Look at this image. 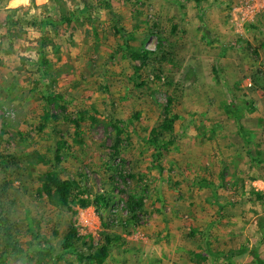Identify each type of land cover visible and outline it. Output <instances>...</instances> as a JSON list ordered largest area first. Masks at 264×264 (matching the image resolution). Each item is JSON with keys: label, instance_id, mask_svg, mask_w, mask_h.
<instances>
[{"label": "rangeland", "instance_id": "obj_1", "mask_svg": "<svg viewBox=\"0 0 264 264\" xmlns=\"http://www.w3.org/2000/svg\"><path fill=\"white\" fill-rule=\"evenodd\" d=\"M9 2L0 0V219L21 228L24 252L3 264H38L35 251L47 243L57 264H78L60 245L71 226L93 245L104 232L120 238L105 264H255L237 254L242 248L264 261V0H29L14 9ZM125 42L170 49V86L147 68L137 78L139 63L120 51ZM216 66L225 76L211 72ZM46 91L65 98L64 110L49 108L56 123H41ZM169 96L176 142L162 170L141 135L117 169L143 179L113 174V124L137 131L135 112L144 127H158ZM79 109L97 122L78 133L70 118ZM49 170L81 179L83 198L109 195L120 220L128 195L143 198L146 212L129 225L103 206L62 212L41 190Z\"/></svg>", "mask_w": 264, "mask_h": 264}, {"label": "trees", "instance_id": "obj_2", "mask_svg": "<svg viewBox=\"0 0 264 264\" xmlns=\"http://www.w3.org/2000/svg\"><path fill=\"white\" fill-rule=\"evenodd\" d=\"M85 7L83 11H86ZM72 21L71 18H65L63 20L64 23H70ZM174 31L176 28L173 29ZM131 39H134V35L130 34ZM120 51L126 56L130 61L134 63H139V66L135 67V76L139 78V72L141 68H147L154 71L153 75H155L158 80H166L169 82L170 79L166 76V72L169 68L175 67L174 54L170 49L166 46L161 45L160 43L154 49H147L146 47H141L140 49H133L128 43H124L120 47ZM249 62H253V60L248 55L247 57ZM46 61L40 65L41 68L44 67ZM217 70H220V73L225 76V72L222 68L213 67L211 72L216 73ZM41 73V77L45 76V70L39 71ZM172 80V79H171ZM237 76H232L230 80L227 79V84H236ZM165 82V81H164ZM145 83L141 82L139 86H144ZM43 99L45 101L46 110L44 112L43 117L41 118V123H56L59 121V118L53 116L49 108L51 106H58L61 109H65L64 104L65 98L63 95L46 91L43 95ZM174 102L175 99L171 96L167 98L166 105L163 107V119L158 127L146 128L143 126V118L139 113H132L131 118L135 121L138 130L133 131L129 125L126 123H114L113 124V134L111 137V156L113 162L111 163V167L113 170V174H120L122 177L121 169H117V167L121 166L122 163H125L124 156L128 152L130 148V141L133 140L134 136L145 135V144L153 149L152 161L156 166L158 171L162 170L160 166V162L163 157L169 152L170 148L174 146L176 142V137L173 134L174 124L177 119V116L174 114ZM70 122L74 125L77 132H81V125L85 122H90L91 124H95L97 122L96 117L89 115L88 110L79 109L74 118H70ZM44 127L43 124L40 125V129L42 130ZM1 141V138H0ZM244 150L247 152V155L250 153L249 143L245 141ZM250 155V154H249ZM4 157L0 154V174H2V162L4 161ZM252 160L260 162L258 157H253ZM120 164V165H119ZM136 176H139L140 179H143L142 175L136 174H127L123 176V179L128 178L130 180L135 179ZM41 190L47 196L48 199L55 202V205L62 212H71L74 213L73 207L78 206L80 208H88L89 206H95L98 211L100 207L103 206L110 215L112 219L115 220L116 224L125 225L129 224H137L138 217L146 212L144 199L141 197L128 195L124 199V204L126 208V212L128 217L126 221L120 220L118 213H114L113 204L114 201L109 195L98 194L95 196L93 201H91L88 197L83 198L82 195L88 194L86 193V187L83 185L81 179H68L63 180L59 176V174L53 170L47 171L42 179H41ZM251 196L255 201H261L263 196L259 193L251 191ZM120 220V221H119ZM125 222V223H124ZM102 226L108 227L109 223L106 219H102ZM21 228L17 224H12L5 218L0 219V264H3L6 256H16L18 254H22L24 251L21 249V244L18 240ZM53 237H57L58 232H53ZM37 239H40L39 236H34ZM120 242V238L111 235L107 232L102 234L100 241L96 243V245L92 244L91 237L85 236L80 237L76 231V229L71 226L66 232L62 235L61 238V249L64 255L73 256L78 264H105L107 259L109 258L111 249ZM83 248H86L85 251H82ZM40 250V252H38ZM39 256L37 263L38 264H48V262H52L53 264H57L58 259L55 256L54 248L50 243H47L44 249H37L35 251ZM234 252H230L229 256L232 257ZM248 253L255 261V264H264V261L259 256V254L254 251L245 250L242 248L237 252L238 255H242ZM47 259V261H44ZM230 259V258H229Z\"/></svg>", "mask_w": 264, "mask_h": 264}, {"label": "clouds", "instance_id": "obj_3", "mask_svg": "<svg viewBox=\"0 0 264 264\" xmlns=\"http://www.w3.org/2000/svg\"><path fill=\"white\" fill-rule=\"evenodd\" d=\"M38 3L42 2V0H37ZM29 0H10L8 4V8L14 9L21 4L28 5Z\"/></svg>", "mask_w": 264, "mask_h": 264}]
</instances>
